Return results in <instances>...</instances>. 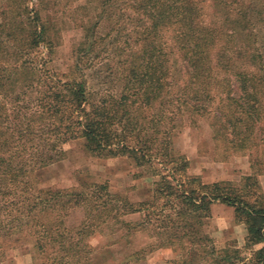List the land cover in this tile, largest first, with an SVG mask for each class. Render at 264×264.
Returning a JSON list of instances; mask_svg holds the SVG:
<instances>
[{
    "label": "trees",
    "instance_id": "obj_1",
    "mask_svg": "<svg viewBox=\"0 0 264 264\" xmlns=\"http://www.w3.org/2000/svg\"><path fill=\"white\" fill-rule=\"evenodd\" d=\"M9 1L0 21V264L28 245L35 264L115 263L116 240L92 244L108 229L154 240L128 263L173 248L177 264H264V0H97L65 79L34 58L59 45L52 0L32 10L29 0ZM104 24L110 32L102 37ZM87 71L101 88L90 86ZM201 119L227 154L250 156L252 173L239 183L188 177L175 138ZM76 139L91 156L152 169L150 198L134 203L85 180L73 189L39 187L38 172L64 160L63 146ZM215 203L245 226L249 254L218 249L206 232Z\"/></svg>",
    "mask_w": 264,
    "mask_h": 264
},
{
    "label": "rangeland",
    "instance_id": "obj_2",
    "mask_svg": "<svg viewBox=\"0 0 264 264\" xmlns=\"http://www.w3.org/2000/svg\"><path fill=\"white\" fill-rule=\"evenodd\" d=\"M9 2V0H0V21L4 6ZM38 4V0L28 1L30 10L37 8ZM96 7L97 0H52L48 9L56 20L59 45L55 53L50 56H47V50L42 47L36 52L34 58H37L38 62H42V64L47 62V68L65 79L63 76L69 74L73 63V50L83 39V30L80 26L92 20ZM99 32L102 37L107 36L110 32L109 25L104 24ZM107 69L106 65L102 66L103 71H107ZM86 75L91 87L94 89L102 87L101 81L96 78L94 71H87ZM209 124L208 119L199 120L197 125L186 123L175 138V150L177 153L185 155L189 160L188 177H199L204 184L215 182L237 184L244 176L252 173L250 156L245 152L227 154L221 144H217L212 139L213 134ZM258 138H264V134L260 135L259 132ZM63 149L66 152L64 160L38 172L39 187L73 189L79 187L80 182L85 180L107 183L113 193L128 197L134 203L144 202L150 198V192L157 180V177L152 176V169L137 168L127 157L97 158L91 156L85 150L83 139L72 140L65 144ZM259 151L264 157V147H261ZM195 186L197 185H192V187ZM225 207L228 206L225 205ZM79 218H81V214H78L76 219H72V223H75ZM127 219L135 221L138 216ZM236 225L243 224L236 223ZM213 228L215 227L210 219L205 230L217 248L224 249L217 243V239L212 237ZM237 231L239 229L235 227L229 229L230 236L227 237L225 248L233 245L238 246L237 239L233 237L238 234ZM110 234L111 230L108 229L103 236L92 240L93 246L98 245L99 247L110 243L111 240L117 241L111 247L112 257L116 262H112L110 258L108 264H177L175 261L182 259V255L179 252H174L173 248H163L152 253L147 250L142 261L128 263L125 260L126 256L137 250L148 249L150 245L154 244V240L150 239L146 232L137 233L129 238L123 237V233L112 236ZM240 249L245 252V255L249 254L248 251H245L244 246ZM1 264H35L32 245L10 249Z\"/></svg>",
    "mask_w": 264,
    "mask_h": 264
},
{
    "label": "crops",
    "instance_id": "obj_3",
    "mask_svg": "<svg viewBox=\"0 0 264 264\" xmlns=\"http://www.w3.org/2000/svg\"><path fill=\"white\" fill-rule=\"evenodd\" d=\"M190 174V173H189ZM259 183L264 192V175L259 177ZM211 222L214 224L212 237L217 239V243L221 248H225L227 237L230 236L229 229L235 227L239 229L237 235H233L238 241V248H242L246 244L247 231L244 225H236L234 210L230 207H225L221 203L213 204L211 208ZM261 245L255 246L254 249L258 250Z\"/></svg>",
    "mask_w": 264,
    "mask_h": 264
}]
</instances>
